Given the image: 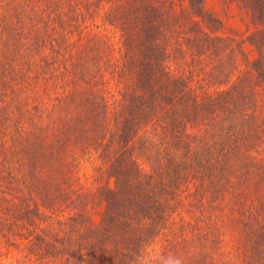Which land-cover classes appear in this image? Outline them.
Here are the masks:
<instances>
[{"label":"trees","instance_id":"16d2710c","mask_svg":"<svg viewBox=\"0 0 264 264\" xmlns=\"http://www.w3.org/2000/svg\"><path fill=\"white\" fill-rule=\"evenodd\" d=\"M205 1L0 0V264H264V0Z\"/></svg>","mask_w":264,"mask_h":264},{"label":"rangeland","instance_id":"374dc122","mask_svg":"<svg viewBox=\"0 0 264 264\" xmlns=\"http://www.w3.org/2000/svg\"><path fill=\"white\" fill-rule=\"evenodd\" d=\"M205 5L210 12L223 22V26L219 30V33L235 36L244 41L248 55L250 57H255L256 52L246 41L247 35L255 29V26L251 24L250 19L241 11L238 5L231 0H206ZM96 164L97 162L94 158L82 159L80 175L83 181H86V178L90 177V182H92L93 178L91 176L94 173L93 170ZM95 218L98 219L99 215H95ZM10 253L11 254H8L5 264L9 263L11 260H13L12 264H29L17 260L18 258H22V256L14 248L11 249Z\"/></svg>","mask_w":264,"mask_h":264},{"label":"clouds","instance_id":"9594fccd","mask_svg":"<svg viewBox=\"0 0 264 264\" xmlns=\"http://www.w3.org/2000/svg\"><path fill=\"white\" fill-rule=\"evenodd\" d=\"M172 264H182L181 258L172 257Z\"/></svg>","mask_w":264,"mask_h":264}]
</instances>
